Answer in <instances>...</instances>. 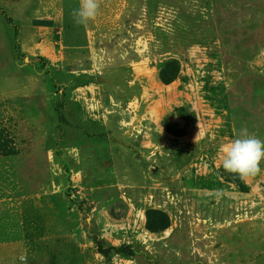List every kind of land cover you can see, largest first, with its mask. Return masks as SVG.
<instances>
[{"label":"rangeland","instance_id":"374dc122","mask_svg":"<svg viewBox=\"0 0 264 264\" xmlns=\"http://www.w3.org/2000/svg\"><path fill=\"white\" fill-rule=\"evenodd\" d=\"M8 1L0 264H264V161L241 180L220 159L264 141V2L101 0L78 26L79 0ZM55 9L68 30L29 55Z\"/></svg>","mask_w":264,"mask_h":264},{"label":"crops","instance_id":"0c3cea01","mask_svg":"<svg viewBox=\"0 0 264 264\" xmlns=\"http://www.w3.org/2000/svg\"><path fill=\"white\" fill-rule=\"evenodd\" d=\"M260 1L264 2V0H260ZM14 3L15 2L11 3L8 0H0V73H3V74H4V72L16 71L15 70L16 66H15L14 62L12 63L13 64L12 69H10V68L5 69V65H7V64H5V61H4L5 57L7 59H9V58L16 59V53L14 51L16 49V22H20V19L17 16V15H20V13H16V4H14ZM68 20H69V16H67V14L65 15L64 9H63L62 13L59 10L55 9L52 11L51 14H48V15L39 16V15L33 14V16L30 17L26 21V23H28V29L35 30V31L38 30V31L49 32L51 34V37L46 36L47 39L45 41L40 40L38 37H36V38L34 37V39H32V42H33L32 46H30L31 44L28 41L29 51H26L25 49H23V51L29 52L28 53L29 55L39 54V55L43 56L44 54H46V53H44L45 52L44 50H46L47 46L50 47L51 43L56 42L57 36H60L62 33L61 29L64 30L66 27L65 30H68V28H69ZM12 23H14V27H15L14 33H11L10 29L8 28V25L10 26V24H12ZM59 24H60L61 28L59 27ZM4 30L7 31L8 36H9V39H8L9 52L8 51L4 52V49L6 50L5 39L3 40L4 36H2V32ZM10 33L13 35H11ZM58 34H60V35H58ZM19 39H21V38H19ZM66 43L68 44L69 42L66 41ZM62 57H63V54H62ZM7 63H9V62H7ZM1 91H4V92L13 91V93H14L16 91V85L13 84L12 86L11 85L4 86V84L2 83V84H0V92ZM5 206H6L5 201L0 200V218H1L0 227L2 229V234L5 233L6 224H7L5 221V216H7V214L5 213V208H6ZM8 208H10V207H8ZM8 211H10V210H8ZM4 244H5L4 242H0V251L5 249Z\"/></svg>","mask_w":264,"mask_h":264},{"label":"clouds","instance_id":"9594fccd","mask_svg":"<svg viewBox=\"0 0 264 264\" xmlns=\"http://www.w3.org/2000/svg\"><path fill=\"white\" fill-rule=\"evenodd\" d=\"M101 0H79V7L71 10V18L78 26H87L99 13ZM221 164L225 171L234 173L241 180L255 177L264 161V141L257 136L243 134L221 148Z\"/></svg>","mask_w":264,"mask_h":264},{"label":"trees","instance_id":"16d2710c","mask_svg":"<svg viewBox=\"0 0 264 264\" xmlns=\"http://www.w3.org/2000/svg\"><path fill=\"white\" fill-rule=\"evenodd\" d=\"M164 80H165L166 82H168V81L170 80V78H169V77H164ZM97 244H98V250H99L101 253L105 254V255H109V254L112 253L113 251L121 252V253H124L125 255L130 254V253H129L130 251L127 250V249H125V247H123V246H121V247H114V246H112V247L104 248V247L102 246V244H101L100 241H97Z\"/></svg>","mask_w":264,"mask_h":264}]
</instances>
